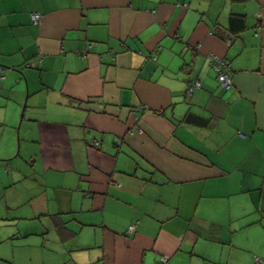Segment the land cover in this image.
<instances>
[{"label":"crops","instance_id":"0c3cea01","mask_svg":"<svg viewBox=\"0 0 264 264\" xmlns=\"http://www.w3.org/2000/svg\"><path fill=\"white\" fill-rule=\"evenodd\" d=\"M0 66V264H264V0H0Z\"/></svg>","mask_w":264,"mask_h":264},{"label":"built area","instance_id":"2783aa9c","mask_svg":"<svg viewBox=\"0 0 264 264\" xmlns=\"http://www.w3.org/2000/svg\"><path fill=\"white\" fill-rule=\"evenodd\" d=\"M32 19L35 22H38L41 20V14L39 12H33L32 13ZM211 63L213 67L216 69L218 72V78L220 80V83L223 88L228 89L232 86V79L230 76V71H231V65L228 63L224 58L216 56V55H211ZM4 78V69L0 67V80ZM202 83L201 81L197 80L195 81L192 86L189 87V92H193L194 87H201ZM141 108H144L142 106ZM96 141H92V143H95ZM135 230V225H130L129 226V231L133 232ZM157 264H170L169 259L167 256H161L159 258V262Z\"/></svg>","mask_w":264,"mask_h":264},{"label":"trees","instance_id":"16d2710c","mask_svg":"<svg viewBox=\"0 0 264 264\" xmlns=\"http://www.w3.org/2000/svg\"><path fill=\"white\" fill-rule=\"evenodd\" d=\"M235 1H246V0H235ZM31 17H32V13H31ZM230 22H231V24H230L231 27H233L236 23L240 26H243L244 25V18L242 16L232 14L230 17ZM28 65H31V63H28L27 66ZM0 67H2V66H0ZM2 68L4 69V77H5V68L4 67H2Z\"/></svg>","mask_w":264,"mask_h":264},{"label":"rangeland","instance_id":"374dc122","mask_svg":"<svg viewBox=\"0 0 264 264\" xmlns=\"http://www.w3.org/2000/svg\"><path fill=\"white\" fill-rule=\"evenodd\" d=\"M39 22V21H38ZM140 130V129H139Z\"/></svg>","mask_w":264,"mask_h":264}]
</instances>
